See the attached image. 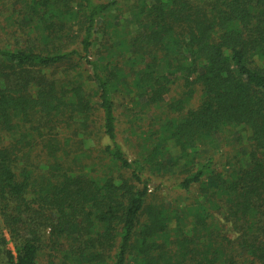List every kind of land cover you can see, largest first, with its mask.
<instances>
[{
  "label": "trees",
  "instance_id": "16d2710c",
  "mask_svg": "<svg viewBox=\"0 0 264 264\" xmlns=\"http://www.w3.org/2000/svg\"><path fill=\"white\" fill-rule=\"evenodd\" d=\"M4 2L0 264H264V0Z\"/></svg>",
  "mask_w": 264,
  "mask_h": 264
},
{
  "label": "rangeland",
  "instance_id": "374dc122",
  "mask_svg": "<svg viewBox=\"0 0 264 264\" xmlns=\"http://www.w3.org/2000/svg\"><path fill=\"white\" fill-rule=\"evenodd\" d=\"M9 9V5H7L4 0H0V12H4L5 14L7 13L6 11H8ZM3 18V15L0 14V20ZM197 96H198V91H196L194 93V96H193V99L190 100V107H194L197 103ZM137 110V108L135 109ZM134 126L129 123L128 121V118H126L124 115H121L120 118H119V135H120V140L122 142L125 143V145L131 149V152H130V157H132L133 155V149H132V146L135 145L134 143V139H136V137H133V136H129V133H130V129H132ZM232 139V138H230ZM171 152L173 153L174 152V149L171 150ZM201 157L198 156L197 159H200ZM179 178L178 174H166L164 177L162 178H157L156 180H151L149 183H148V188L151 189V191H155V188L157 185H160L161 188L158 189V193L161 194H168L167 196L171 199V198H174L176 196H178V193H173V190H167L165 187L166 186H169L171 187V185L174 183V181H176L177 179ZM162 192V193H161ZM158 195V196H160ZM179 198V196H178ZM174 200V199H172ZM167 204H170L171 205V202L170 200H167ZM175 206V205H174Z\"/></svg>",
  "mask_w": 264,
  "mask_h": 264
}]
</instances>
